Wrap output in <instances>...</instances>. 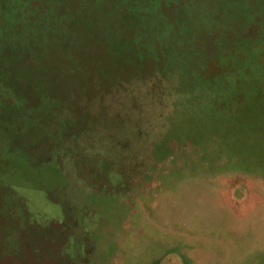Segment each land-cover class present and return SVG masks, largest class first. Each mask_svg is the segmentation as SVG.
Listing matches in <instances>:
<instances>
[{
	"label": "rangeland",
	"instance_id": "1",
	"mask_svg": "<svg viewBox=\"0 0 264 264\" xmlns=\"http://www.w3.org/2000/svg\"><path fill=\"white\" fill-rule=\"evenodd\" d=\"M263 115L264 0H0V264H264Z\"/></svg>",
	"mask_w": 264,
	"mask_h": 264
},
{
	"label": "trees",
	"instance_id": "2",
	"mask_svg": "<svg viewBox=\"0 0 264 264\" xmlns=\"http://www.w3.org/2000/svg\"><path fill=\"white\" fill-rule=\"evenodd\" d=\"M261 118H262L261 122L254 123L253 116H251L249 118L248 126H246V128L240 127L239 132H237V130L232 129L230 131V134L227 135L225 144L221 148L222 150H225L227 147L229 148V150L236 148L237 151L236 154L239 155V158L237 159L235 157V159L231 161L233 166L246 167L252 170H256L257 157L260 159V161L264 160V145L261 144L259 140V136L264 137V115ZM252 131L254 132L251 133ZM255 131H259L261 134L256 135ZM229 144H233L234 147L230 146ZM59 150L60 153H65L68 152V147L61 146L59 147ZM79 150L80 151L83 150V147H80ZM59 156H60L59 159H58V155L53 156L52 159L55 158L57 164L59 163L60 165L59 171H61L60 175L61 178L64 179L65 181L64 185L66 186V184L68 183V181H70V179L73 178L76 180L78 179V176L75 171L69 169V167L66 166L62 155ZM250 157L255 161L254 163L248 161ZM110 161L116 162L115 159L113 160L110 159ZM39 169H40V165L37 166V170H36L37 174H40Z\"/></svg>",
	"mask_w": 264,
	"mask_h": 264
}]
</instances>
